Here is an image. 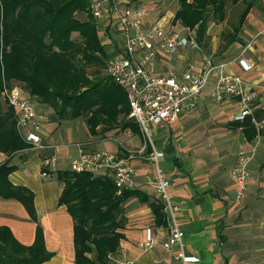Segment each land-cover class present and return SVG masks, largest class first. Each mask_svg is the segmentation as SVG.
<instances>
[{
  "label": "crops",
  "instance_id": "1",
  "mask_svg": "<svg viewBox=\"0 0 264 264\" xmlns=\"http://www.w3.org/2000/svg\"><path fill=\"white\" fill-rule=\"evenodd\" d=\"M255 1L264 2L252 1L253 6L245 22ZM144 7L150 14L148 23L159 20L160 24H170L169 20H165L167 18L161 20L156 13ZM174 13L170 19H173ZM249 41L253 43L246 51L245 57L252 69L244 74L243 78L252 85L256 95L253 114L257 119H262L264 22L244 43ZM245 44H234V51L226 59L215 58L214 54L206 56L199 49L188 48L180 49L173 55L159 53L154 72L159 75H165L171 70L179 73L187 64L198 70L205 57H210L215 62L228 61L237 55L240 45ZM227 71L238 73L239 69L233 63ZM211 88V85L206 87L198 102L199 107L208 108V129L197 132L198 130L193 131L185 127L188 115L185 114L170 126H152L164 131L159 138V147L154 144L152 127L150 139L155 150L164 154L159 159V166L171 183L170 191L174 201L180 206L177 217L185 234L186 251L199 259L198 264H264V129L260 132L255 128L249 130L243 126L244 121H234L233 117L238 113L236 100L215 104L209 95ZM22 95L28 98L23 90ZM28 99L37 114L42 144L47 147L57 146L53 153L59 170L67 169L68 163L76 155L75 149L70 146L73 143H65L68 136L65 137V133L60 130V121L51 108L36 103L33 98ZM115 131L110 130L109 136H113ZM19 132L24 133V130L20 129ZM122 133L132 143L131 148L121 147L117 143V139H122L118 133L112 139L106 138L102 143H89L85 149L94 151L91 149L99 148L101 150L98 151L121 156L125 150L135 151L143 146L139 134L133 133L129 128H124ZM134 140H137L138 144H133ZM68 147H72V151H69ZM60 148L62 150H59ZM150 150V146L145 145L141 156L134 158L138 170L135 179L137 188L134 190L146 195L148 201L160 202L159 197L147 190L142 182L144 175L151 171L144 168L140 170L137 166L142 163L153 169L152 164L144 159ZM241 150L249 151L251 160L248 165L246 194L237 203L234 201L235 183L231 171ZM46 152L51 154L48 150L34 151L28 146L15 156L9 157L0 153V163L9 159L10 164L15 166L13 172L7 176V181L12 186L25 188L32 194L35 216L33 222L18 201L0 198V227L6 228L13 240L23 247H30L38 232L44 251L50 254L41 264H73L72 220L64 206L57 205L62 183L56 180L55 174L46 181L41 180L38 175L39 162ZM65 162L64 167L62 164ZM123 212L126 220L122 231L123 238L116 252L109 255L117 258L116 261L130 264H172L171 256L159 247L142 252L137 248V244L143 239L144 230L147 227H157L150 205L139 201L137 197H131L123 204Z\"/></svg>",
  "mask_w": 264,
  "mask_h": 264
},
{
  "label": "trees",
  "instance_id": "2",
  "mask_svg": "<svg viewBox=\"0 0 264 264\" xmlns=\"http://www.w3.org/2000/svg\"><path fill=\"white\" fill-rule=\"evenodd\" d=\"M179 7L173 22L196 30L197 41L205 36L208 18L223 22L227 3L244 0H177ZM246 2L233 36L239 35L253 6ZM86 12L83 0H0V90L2 81L22 83L29 97L52 109L58 119L86 118L88 132L98 127L111 130L120 123L138 134L127 119L129 108L121 89L106 76L90 78L86 67L104 68L107 59L96 28L90 21H80L75 13ZM76 33L77 38H71ZM237 36L231 39L236 41ZM243 126L254 130L250 117ZM28 148L15 127L11 108L0 104V153L11 157ZM15 166L9 159L0 163V198L18 201L29 219L35 221L32 194L14 187L7 176ZM55 178L62 183L57 199L72 220L73 264H111L122 240L125 226L123 204L131 197L150 205L156 226H166L163 205L148 201L137 190L116 194L109 178L93 177L58 170ZM50 257L43 249L37 232L30 247L17 244L9 231L0 227V264H41Z\"/></svg>",
  "mask_w": 264,
  "mask_h": 264
},
{
  "label": "built area",
  "instance_id": "3",
  "mask_svg": "<svg viewBox=\"0 0 264 264\" xmlns=\"http://www.w3.org/2000/svg\"><path fill=\"white\" fill-rule=\"evenodd\" d=\"M86 12L95 21H105L112 30L117 43L111 44L113 50L106 63L109 79L123 92L129 108L128 118L137 127L143 146L139 149L125 150L123 155L107 151H88L81 144L73 143L76 155L67 165L69 172L78 174L88 172L93 177L109 178L116 194L124 190H134L137 168L134 158L140 157L145 145L151 150L145 160L153 169L143 177L147 190L159 197L163 205L166 226L147 227L143 239L137 244L142 251L159 247L172 258V264H198L199 259L186 251L185 234L178 222L179 204L174 201L171 183L159 166L164 154L155 150L150 139L152 126H170L182 115L195 110L199 99L208 85L213 103L221 104L226 100H236L238 113L234 121L250 117L257 132L264 129V118L257 119L253 111L256 98L252 85L243 77L251 71L252 65L245 57L253 41L240 45L239 52L228 61L215 62L205 57L201 67L196 70L191 64L179 73L171 70L165 75L154 72L157 55L176 54L180 49L198 50L196 30L182 24H160L159 20L150 23L147 10L142 5H134L129 0H83ZM235 63L239 72H228L227 68ZM5 105L13 111L15 127L22 141L34 151H50L39 162L38 175L41 180H49L59 170L53 153L58 147L45 146L40 138V125L37 114L28 98L20 88L12 86L2 91ZM24 130L20 133L19 130ZM48 148V149H47ZM251 153L238 152L236 163L231 171L235 183V202H240L247 189L249 179L248 165ZM109 261H115L112 255ZM116 264H130L115 261Z\"/></svg>",
  "mask_w": 264,
  "mask_h": 264
},
{
  "label": "rangeland",
  "instance_id": "4",
  "mask_svg": "<svg viewBox=\"0 0 264 264\" xmlns=\"http://www.w3.org/2000/svg\"><path fill=\"white\" fill-rule=\"evenodd\" d=\"M251 0H244L242 2H239L236 5H232L230 3H227L225 8V17L223 22H217L216 20H213L211 15H209L208 18V25L207 30L205 33V36L201 42L197 41L198 49L201 53H203L206 56H210L214 54L215 58L220 59H226L227 57L231 56L232 52L234 51V44L236 43H243L246 42L252 35L255 33L259 27L262 26V23L264 22V2L257 3L254 2V7L251 10V12L248 15V19L246 20L244 24V28L242 31H240L239 35L233 36V29L237 26L238 18L242 12V10L245 7L246 2H250ZM130 3L134 5H144L148 9L152 11V13H156V16L161 18V20L164 18H167L165 20H169L170 24H178L179 21L173 22L171 18L172 14L178 9L179 4L177 0H129ZM75 18L80 21H90L94 24L97 32L98 39L100 40L101 44L104 46V50L106 52L107 59L105 61V67L104 68H96V67H86L85 72L90 78L94 77V72L96 73V77L99 78L101 76H106V63L108 58L111 56V51L113 50L111 44L114 45L117 43V38L112 33V30L109 28L108 31L105 28L106 24L105 21H95L93 20L87 12H81V13H75ZM256 27V28H255ZM76 33L71 34V38H77ZM237 36L236 41L232 42L231 39H234ZM197 37V36H196ZM193 56V55H192ZM193 58V57H192ZM12 86H16L20 88V90L25 91L23 88L22 83L9 80V81H2L1 90H0V104L2 107L6 106L3 101L2 91L4 88H9ZM28 98H32L29 97ZM34 101L38 103V100L33 97ZM32 102V101H31ZM40 104V103H38ZM7 107V106H6ZM187 123L184 124L185 127L189 128L190 130L196 131H205L208 129V108L207 107H197L194 111L189 113L186 116ZM127 119L128 115H127ZM60 123H58V126L60 127V130H62L65 133L66 139L65 143L68 145L70 143H78L82 146H87L89 143L93 144L94 142H100L102 143L105 141L106 138L112 139L116 134L119 133V135L122 136V139H117V143L121 145V147L125 148H131V144L127 137L123 135V129L121 128L120 123L116 124L113 129L116 130L113 136H109L110 130L105 129L103 127H98L94 134H90L88 132V128L86 125V118L85 117H79L76 119H70V118H63L59 119ZM224 128V124L221 125ZM181 127L184 129L183 125ZM219 128V127H218ZM56 129V127H55ZM54 129V130H55ZM110 132V133H109ZM152 137L154 140V144L156 147H159L160 143V136L164 134L163 130H157L152 127ZM182 135H180L181 137ZM64 142L63 144L66 145ZM137 143V140L133 141V144ZM113 145V144H112ZM69 151H72V147H68ZM133 148V147H132ZM25 150V149H24ZM59 150H62L61 148ZM90 150V149H87ZM95 150V149H91ZM98 150H101L98 148ZM23 150L17 151L11 156H15L18 153L22 152ZM59 152V151H58ZM48 155V152L44 154V156ZM64 167L66 165L62 164ZM139 169L142 168L152 171V168L148 165H144L142 163L137 164ZM54 181V180H52ZM235 201V199H234ZM141 216H143L141 214ZM115 258V257H114ZM118 260L115 258V261ZM115 261H110L111 264H116ZM51 264V263H49Z\"/></svg>",
  "mask_w": 264,
  "mask_h": 264
}]
</instances>
